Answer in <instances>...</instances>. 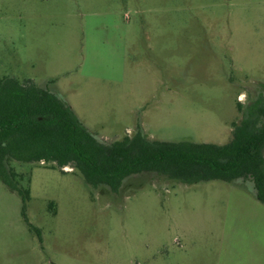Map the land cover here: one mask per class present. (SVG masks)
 Instances as JSON below:
<instances>
[{
  "label": "rangeland",
  "instance_id": "1",
  "mask_svg": "<svg viewBox=\"0 0 264 264\" xmlns=\"http://www.w3.org/2000/svg\"><path fill=\"white\" fill-rule=\"evenodd\" d=\"M7 76L60 95L106 142L141 128L152 140L227 143L264 104V0H0ZM10 165L31 188L42 241L0 179V264H264L251 179L142 172L115 193L74 165Z\"/></svg>",
  "mask_w": 264,
  "mask_h": 264
},
{
  "label": "trees",
  "instance_id": "2",
  "mask_svg": "<svg viewBox=\"0 0 264 264\" xmlns=\"http://www.w3.org/2000/svg\"><path fill=\"white\" fill-rule=\"evenodd\" d=\"M46 162L63 169L74 165L92 187L119 192L124 180L156 172L193 184L251 179L264 203V104L233 123L227 143L152 140L139 128L106 142L80 120L71 105L31 79L0 78V179L22 197V215L42 241L41 229L28 216L31 188L11 161ZM52 202L50 205L52 206Z\"/></svg>",
  "mask_w": 264,
  "mask_h": 264
},
{
  "label": "crops",
  "instance_id": "3",
  "mask_svg": "<svg viewBox=\"0 0 264 264\" xmlns=\"http://www.w3.org/2000/svg\"><path fill=\"white\" fill-rule=\"evenodd\" d=\"M255 189V188H254ZM255 193H256V190H255ZM256 197H257V195H256ZM258 198V197H257ZM227 260V259H226ZM226 260L224 261V260H220L219 261V263L218 264H250V260L248 259V260H244V261H242V260H239L238 261V259H235L234 260V258H232V259H230V260H227V262H226Z\"/></svg>",
  "mask_w": 264,
  "mask_h": 264
}]
</instances>
